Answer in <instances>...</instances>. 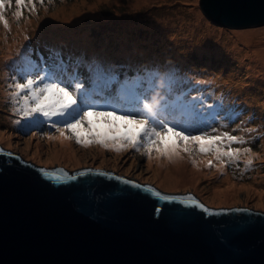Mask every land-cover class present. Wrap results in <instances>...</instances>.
Here are the masks:
<instances>
[{
	"label": "rangeland",
	"instance_id": "374dc122",
	"mask_svg": "<svg viewBox=\"0 0 264 264\" xmlns=\"http://www.w3.org/2000/svg\"><path fill=\"white\" fill-rule=\"evenodd\" d=\"M135 1L54 0V4L49 5L45 0L44 6L37 3L36 15L30 14L27 8L22 9L23 15L19 20L14 16L17 11L15 0L11 5H5L4 17L9 22L10 31L0 23V146L46 169L113 171L165 193L191 192L213 207L264 212V73L251 72L250 59H239L234 50L239 44V41L234 44L239 32H262L264 26L242 30L220 27L205 17L200 0H149L144 3L139 0V4L143 3L139 7L135 6L138 4ZM63 13L71 15L66 23L58 18ZM22 29L24 32L21 35ZM71 42L75 45L72 44L74 50ZM240 42L238 49L247 53L242 39ZM232 44L236 48L233 49ZM128 53L131 55L126 60ZM27 60L36 62L41 68L53 62L62 63L64 80L69 84L80 81L83 89L101 71L117 78L111 87L120 88L125 83L133 82L136 86L140 83L141 87L154 86L157 90L176 86L172 92L180 96L179 101H184V106L168 102L166 97L163 102V95L146 98L147 94L142 92L143 100H150L145 103L156 104L158 119L182 123L187 127L188 124L182 119V111L185 107L194 108L209 117L205 124L199 126V131L212 132V129H216L214 134L228 132L243 137L246 143L233 144L232 147L250 148L251 152L242 153L238 161L225 163L212 176L196 181L190 176L194 168L193 160H212V167L205 163L209 171L217 168L220 162L211 153L205 155L196 152L197 146L193 145L191 155L180 151L175 156L180 161V174L185 173V176L165 181L154 166L150 167L143 148L140 151L128 149L116 152L106 150L99 144L82 147L73 138L66 139L71 147L65 149L60 143L59 133L51 127L50 122L38 116L24 118L13 110L9 95L13 89L9 86L19 79ZM121 74H131L143 82L133 81L134 78H128L130 82L120 81ZM150 76L153 77L152 81ZM19 82L23 80L19 79ZM183 89H186L183 94L176 93ZM134 92L135 87L130 94ZM196 96L199 99L192 101ZM162 110L167 114H159ZM60 119L52 118L56 122ZM90 119L94 127L101 131L108 130L113 122L120 124V131L124 130V122L116 121L113 117L93 116ZM17 120L19 124L15 123ZM36 120L41 123H35ZM87 128L85 124L79 134L87 137ZM194 134H198V131ZM50 135L56 138L49 139ZM65 135L71 136V133L66 132ZM165 138L170 141L172 138L173 143L176 142L172 135ZM154 152L155 149L151 157ZM249 158L253 163L246 167L245 162ZM227 173L235 184L230 190L226 185L218 187ZM184 177L189 178L190 184L188 178L186 180ZM216 192L221 195L216 197Z\"/></svg>",
	"mask_w": 264,
	"mask_h": 264
},
{
	"label": "water",
	"instance_id": "95a60500",
	"mask_svg": "<svg viewBox=\"0 0 264 264\" xmlns=\"http://www.w3.org/2000/svg\"><path fill=\"white\" fill-rule=\"evenodd\" d=\"M200 8L226 29L264 26V0ZM0 149V264H264V212L213 207L113 171L46 169ZM41 169L68 175L53 180Z\"/></svg>",
	"mask_w": 264,
	"mask_h": 264
},
{
	"label": "snow or ice",
	"instance_id": "6c2138e0",
	"mask_svg": "<svg viewBox=\"0 0 264 264\" xmlns=\"http://www.w3.org/2000/svg\"><path fill=\"white\" fill-rule=\"evenodd\" d=\"M45 0H15L17 11L14 16L19 20L22 15V9L27 8L30 14L36 15V5L39 3L44 6ZM12 0H0V23L3 24L6 30L10 31L9 22L4 17L5 5H11ZM49 5L54 4V0H47ZM30 6V7H29ZM47 10V9H45ZM63 65L53 62V64L41 68L34 61L27 60L25 66L21 69L19 79L23 82L14 80L9 87L13 91L9 94L13 103V110L21 114L24 118H32L34 116L43 117L44 120L50 122L51 127L59 133L60 137L65 139H75V142L82 146L88 147L91 144H99L106 150L116 152L134 149L140 151L144 149L145 155L151 159L152 150L155 149L160 155L171 159L172 156H178L180 151L191 155L193 153V145L197 146L195 151L200 154L211 153L214 159L220 162L233 163L238 161L241 154L251 152L250 148H233V144L246 143L243 137L231 135L228 132L214 134L212 132L199 131V126L205 124L209 117L194 108L185 107L182 111V119L188 126L185 127L182 123H173L158 119V109L154 103L139 102L140 110H129L123 107H117L115 104H96L91 101L92 93L85 91L82 84H69L63 76ZM101 84L95 86L97 89L109 88L116 82L117 78L110 75L99 73ZM136 84L125 83L120 87V91L126 95H130ZM103 116L105 118L113 117L116 121L124 122V130L120 131L119 126L114 122L112 126L105 131L96 129L90 117ZM53 117L61 118L59 122L53 121ZM214 119V116L211 117ZM41 123L40 120L34 121ZM15 123L19 124L17 120ZM87 124L88 136L84 137L79 134L80 129ZM198 131V134L194 132ZM254 131V130H249ZM71 133V136H66L65 133ZM35 135V133H33ZM47 135V134H45ZM172 135L176 138V142L171 145L164 143V138ZM54 136H49V139H55ZM0 151H3L0 149ZM8 155H11L9 153ZM192 163L195 165V161ZM253 161L249 158L245 164L250 167ZM206 166L212 167L213 161L208 160ZM46 177L53 180H63L68 174L62 169L57 170H40ZM100 175L106 173L97 170ZM62 173V175H61ZM80 175H84L83 172ZM74 179V177H69ZM120 179V177H117ZM125 183H133L124 181ZM141 187L140 185H135ZM147 191L160 197L164 201H180L185 204L196 205L204 208V205L199 203L195 198L161 196V193L155 189L148 188ZM206 210V209H205ZM237 211H241L237 209Z\"/></svg>",
	"mask_w": 264,
	"mask_h": 264
},
{
	"label": "bare ground",
	"instance_id": "6f19581e",
	"mask_svg": "<svg viewBox=\"0 0 264 264\" xmlns=\"http://www.w3.org/2000/svg\"><path fill=\"white\" fill-rule=\"evenodd\" d=\"M138 1V2H137ZM137 1H135V2H137L136 4L137 5H135V6H137V7H139L138 5H140L139 4V0H137ZM143 1V3L144 2H147V1H149V0H146V1H144V0H142ZM193 1H195V0H193ZM134 2V3H135ZM143 3H142V5H143ZM141 6V5H140ZM68 13H63L62 14V16L60 15L58 18H61L60 19V21H63V23H66L69 19H70V17H71V15H67ZM82 15V14H81ZM78 17V16H77ZM57 18V17H56ZM75 23V22H74ZM24 30H25V28H23ZM23 29H22V33H21V35L23 34ZM240 33V35H238L237 36V41L234 43V44H238V41H239V44L241 43L240 42V39H242V46H244V45H246V46H244L243 48H246V51H247V53H244L243 52V50H239L238 49V47L240 46L239 44H238V46H236L235 47V45H233L232 44V47H233V49H234V47L236 48V49H234L235 50V56H237V57H239V59H242V58H244V57H247V58H249L250 59V63L249 64H251L252 65V69L250 70L251 72H253V73H257V74H259L260 72H263L264 73V30L262 31V32H253V33H251V32H239ZM230 34V33H229ZM229 36V35H228ZM235 36V38H236V35H234ZM226 38H227V36H226ZM230 38H232V36H230ZM44 39V38H43ZM233 39V38H232ZM75 40V39H74ZM74 40H72V41H74ZM78 40V39H77ZM228 40V39H227ZM230 40V39H229ZM59 42H61V43H63L64 44V42L63 41H61V40H58ZM231 41V40H230ZM68 43H69V41H67ZM77 42H79V41H77ZM77 42H75V43H77ZM72 44H73V42H71L70 43V45H71V47L73 48V46L75 47V45L73 44V46H72ZM79 44V43H78ZM66 45V44H65ZM65 45H63V47H65ZM69 45V44H68ZM81 45V44H80ZM57 46H59L58 44H57ZM61 46V45H60ZM241 46V47H242ZM77 47V46H76ZM79 47V46H78ZM81 47V46H80ZM69 49H70V47H68ZM240 48V47H239ZM67 49V48H66ZM76 50H77V48H75ZM79 49H81V48H79ZM250 49H254L253 51L252 50H250ZM73 50H74V48H73ZM245 50V49H244ZM250 50V51H249ZM70 51H72V50H70ZM89 51V50H88ZM75 52V51H74ZM79 52V51H78ZM77 54V53H76ZM152 56H154V55H152ZM151 56V57H152ZM83 58H84V56H83ZM94 59V58H93ZM152 59V58H151ZM153 60V59H152ZM155 60L157 61V58L155 57ZM243 60V59H242ZM154 61V60H153ZM244 61V60H243ZM150 62H151V60H150ZM242 62V61H241ZM151 63H153V62H151ZM246 64V63H245ZM248 64V65H249ZM249 67V66H248ZM247 68V67H246ZM247 70V69H246ZM249 70V69H248ZM262 73V74H263ZM257 78H258V75H257ZM259 79V78H258ZM109 126V125H108ZM119 127H120V124L118 125ZM110 128V127H109ZM84 134V133H83ZM1 137H2V133H1V135H0V139H1ZM3 137H5L4 135H3ZM4 140H6V139H4ZM7 141H8V139H7ZM174 141H173V139L171 138V141H170V139L169 138H164V143L166 144V145H171L172 143H173ZM60 143L62 144V146H63V148H65V149H70V147H71V145H70V142L68 141V140H66L65 138H63V137H61V139H60ZM58 144V143H57ZM37 153H38V151H37ZM56 153V152H55ZM64 158V157H63ZM55 159V158H54ZM73 160V159H72ZM206 160H207V158L205 159H202V160H200V161H198V160H196L195 159V165H194V168H193V170H192V174H190V176H193L194 177V180H196V181H198L199 179H201L202 177H207V176H212L211 174H213L214 173V171H218V170H220L221 168H223L222 166L223 165H219L218 166V164L216 165V167L217 168H215L214 170H212V171H209V169H207V167L205 166V163H206ZM78 161V160H77ZM149 161H150V167H152V166H154V170L158 173V172H160V174H162V178L165 180V181H169V180H171V179H174L173 177H175V178H179V177H182L183 175L185 176V173H183V175L182 174H180V169H179V164H180V161L178 160V158L177 157H175V156H172L171 157V159H169V158H167V157H164V156H162V155H159V153H157V152H154V155L151 157V159H149ZM161 171H163V172H161ZM187 173V172H186ZM186 176H188V175H186ZM158 177V176H157ZM188 178V177H187ZM187 178L186 177H184V179H186L187 180ZM184 179H181L182 181H186V180H184ZM191 179V178H190ZM182 181H180L179 183H181ZM221 182V181H220ZM186 183H187V181H186ZM188 183L190 184V182H189V178H188ZM227 186V188H228V190H230V189H232V188H234V186H235V184L234 183H232V181H231V179H230V177H229V175H228V173L226 174V178H224V181L223 182H221V183H219V186L218 187H220V186ZM191 186V185H190ZM176 187V186H175ZM193 187H195L194 185H193ZM197 189V188H196ZM255 194H258V193H255ZM221 195V193L220 192H216V197L218 196H220ZM226 199V198H225ZM220 201H221V198H220ZM260 202H261V200H260Z\"/></svg>",
	"mask_w": 264,
	"mask_h": 264
},
{
	"label": "trees",
	"instance_id": "16d2710c",
	"mask_svg": "<svg viewBox=\"0 0 264 264\" xmlns=\"http://www.w3.org/2000/svg\"><path fill=\"white\" fill-rule=\"evenodd\" d=\"M130 55L131 54L128 53V55L126 56V60L130 57ZM123 56L124 55H122V57ZM125 64L128 65L127 63H125ZM109 68H113V67H109ZM115 68H118L121 71L123 70V68H121V67H115ZM76 69H78V68H76ZM128 78H134L133 81L143 82L140 78H137L131 74H121L119 77V80L123 81V82H130V80H128ZM142 79H144V78H142ZM150 80L151 81L153 80L152 76H150ZM145 81H147V80L145 79ZM77 82L78 81H76V83ZM79 83L82 84L80 81H79ZM74 84L75 83H73V85ZM100 84H101L100 77L96 73L94 79L92 81H90L89 84L84 88V90L92 93V97H91L90 102H94L98 105L104 104L106 102L107 103L113 102L117 107H123L125 109L139 111L140 110L139 102L145 103V102L150 101V100H148V101L143 100L144 96L142 95V92L147 94L146 98L153 99L155 97H158L159 95H163V102H164V97H166L168 102H175L179 106L185 105L184 101H182V102L179 101L180 96L177 94H173V92H172L173 88H175L176 86L170 87V88H160V90H157V89H154V86L152 88H151V86H142L141 87L140 83H138L137 86L135 87V92L133 94L126 95V94L122 93L120 91V88H118L117 86H112V87L110 86L107 89H104V88L97 89L95 86H98ZM177 87H180V86H177ZM184 91H186V89L176 91V93L183 94ZM123 95H125V96H123ZM198 99L199 98H197V96H196V98L193 99L192 101H196ZM159 114L164 115L167 113L164 110H162Z\"/></svg>",
	"mask_w": 264,
	"mask_h": 264
}]
</instances>
